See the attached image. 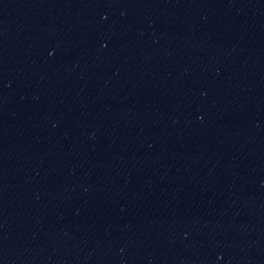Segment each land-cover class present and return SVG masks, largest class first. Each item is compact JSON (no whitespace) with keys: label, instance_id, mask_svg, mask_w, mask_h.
I'll return each mask as SVG.
<instances>
[{"label":"water","instance_id":"95a60500","mask_svg":"<svg viewBox=\"0 0 264 264\" xmlns=\"http://www.w3.org/2000/svg\"><path fill=\"white\" fill-rule=\"evenodd\" d=\"M0 264H264V0H0Z\"/></svg>","mask_w":264,"mask_h":264}]
</instances>
